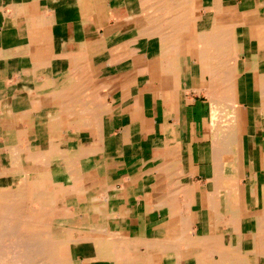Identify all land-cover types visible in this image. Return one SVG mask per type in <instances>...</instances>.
<instances>
[{
    "label": "crops",
    "instance_id": "obj_1",
    "mask_svg": "<svg viewBox=\"0 0 264 264\" xmlns=\"http://www.w3.org/2000/svg\"><path fill=\"white\" fill-rule=\"evenodd\" d=\"M151 1L0 0V264H264V0Z\"/></svg>",
    "mask_w": 264,
    "mask_h": 264
},
{
    "label": "bare ground",
    "instance_id": "obj_2",
    "mask_svg": "<svg viewBox=\"0 0 264 264\" xmlns=\"http://www.w3.org/2000/svg\"><path fill=\"white\" fill-rule=\"evenodd\" d=\"M174 0H154L153 2H155L156 4H155V7H156V5L157 6H161V8H162V6H165V4H168L169 2H173ZM180 1H182V0H180ZM152 2V1H151ZM153 2L151 3V5L153 4ZM151 7H154V5L153 6H151ZM171 8V7H170ZM151 9V8H150ZM175 9V8H174ZM159 10H161L160 9V7H159ZM163 10V9H162ZM168 10H170V9H168ZM153 12V11H152ZM157 12H158V10H157ZM170 12V11H169ZM151 13V12H150ZM183 13V12H182ZM161 15V14H160ZM169 15V14H168ZM150 17V16H149ZM149 19V18H148ZM169 23V22H168ZM254 27V26H253ZM169 29V28H168ZM171 29V28H170ZM209 32V31H208ZM232 39V37H228V38H225V39H222V37H220L219 38V41H218V39H216L215 41H208V46H207V48H209L210 50V52L209 53H213V52H211V51H215V53H217L216 51L217 50H220V51H222L223 50V52H224V54L225 55H229L230 57L232 56L231 54H227L228 52H227V50H230V51H233L235 48H234V43H233V40H231ZM167 42V41H166ZM168 42H169V40H168ZM264 41H260V43H258V45H261V46H263L264 47V43H263ZM262 43V44H261ZM164 52V51H163ZM214 53V54H215ZM213 54V55H214ZM162 55V54H161ZM216 56L215 57H213L214 59V63L216 64V66H215V68H217V65H219V64H217V62H218V54H215ZM220 57H221V55H220ZM220 62H222V61H220ZM225 63V62H224ZM221 64V63H220ZM264 64V62H262V65ZM222 65V64H221ZM227 66V65H226ZM230 66H231V63H230ZM263 67H264V65H263ZM229 72H231V71H229ZM264 73V72H263ZM216 74V73H215ZM229 74H231V73H229ZM215 76V75H214ZM258 78V77H257ZM222 79V78H221ZM232 80V79H231ZM262 80H264V74H262ZM259 81V80H258ZM261 81V80H260ZM233 83V82H232ZM232 85V84H231ZM261 86H262V84H261ZM260 86V87H261ZM234 93V92H233ZM263 96V95H262ZM232 99H233V97H232ZM229 103V102H228ZM230 104V103H229ZM232 104H234V103H232ZM230 112L231 113H233V107L231 106L230 107ZM235 114H236V112H235ZM231 115V114H230ZM234 117V116H233ZM227 122H228V120H227ZM229 123H230V121H229ZM231 160H232V158H231ZM9 239V238H8Z\"/></svg>",
    "mask_w": 264,
    "mask_h": 264
}]
</instances>
